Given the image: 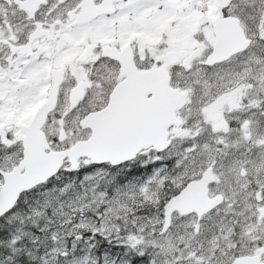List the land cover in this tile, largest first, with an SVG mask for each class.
I'll list each match as a JSON object with an SVG mask.
<instances>
[{
    "label": "snow or ice",
    "instance_id": "obj_1",
    "mask_svg": "<svg viewBox=\"0 0 264 264\" xmlns=\"http://www.w3.org/2000/svg\"><path fill=\"white\" fill-rule=\"evenodd\" d=\"M0 264H264V0H0Z\"/></svg>",
    "mask_w": 264,
    "mask_h": 264
}]
</instances>
